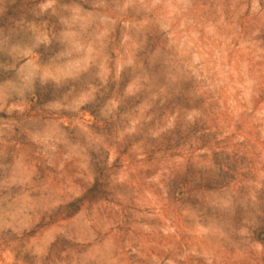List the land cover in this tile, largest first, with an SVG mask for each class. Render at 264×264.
<instances>
[{
	"label": "rangeland",
	"instance_id": "374dc122",
	"mask_svg": "<svg viewBox=\"0 0 264 264\" xmlns=\"http://www.w3.org/2000/svg\"><path fill=\"white\" fill-rule=\"evenodd\" d=\"M0 264H264V0H0Z\"/></svg>",
	"mask_w": 264,
	"mask_h": 264
}]
</instances>
